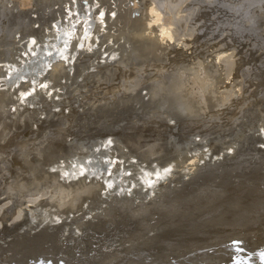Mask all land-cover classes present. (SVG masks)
I'll list each match as a JSON object with an SVG mask.
<instances>
[{
	"label": "bare ground",
	"instance_id": "1",
	"mask_svg": "<svg viewBox=\"0 0 264 264\" xmlns=\"http://www.w3.org/2000/svg\"><path fill=\"white\" fill-rule=\"evenodd\" d=\"M83 1H85L86 4L85 3L82 4L81 2H83ZM253 1L254 0H66V3H67L66 9L68 10V12L65 11L66 12L65 14L63 12L64 15L63 16L61 15V18L59 20L57 18L55 19V21L56 20H58V21H56L55 24L53 25V27H51L52 28L51 32L48 34V37H46L47 40L46 39H44L45 41L43 39H42V41L40 40L42 42V44H40V45H42V46H40L37 49V51H34V49L30 48V50H33V51L32 52L29 51L31 55H28V57H27L28 59H26V60L27 61L28 60L31 61V59H34L35 61L33 63L25 62L27 67L26 68L23 67L22 70H20V71H22V73H19L17 71L16 74H15V77H13L11 75V73H10V75L13 77L12 80L13 79L14 80H17V79L18 80H24V79H26V80L27 79H31L32 80L33 79L34 81H36L37 78L39 77L40 73H41V72L38 71V73L35 74L34 70L36 68H39L40 71H43L45 69V72H46V69L49 68V67L54 69V67L56 68V65L59 64V63H62V62H64V64L67 63L66 59H68L70 56L72 57L73 51L76 49V47L79 44L84 42V40H86V38L87 39L88 38L93 39V38H96V37H97V40H98V38H102V40H103V38H104V40H105V38L106 39L107 38H111L109 40H115L117 37H120V38L125 39V41H129L131 43V45L132 44L134 45V43H133V41H134V42L137 43V45L139 44V46L142 49H144L146 52H148L150 55L156 56L157 57V59H156L157 62L150 63L148 68H147V66H145L146 69H147V70H145L147 72V77H149L150 75H151L150 77H152V75L154 76L155 74H158L159 71H162V70L165 69L166 65L171 70L173 66L171 68L169 67L168 64H169L170 61L174 62L175 65L176 64L179 65L178 68H177L179 70H182V69L185 70V66H186V67H189V68H187L189 70L190 69H194V68L195 69L198 68L197 72H199V70L201 69V71L203 73H201V72L200 73L203 74V75L204 74H209V73L212 74L213 71H215V70L217 71V69H219V68H217L215 66L216 62H215V64L213 63L214 60H213L212 57H214L215 59L217 58V61H218L217 63H220V64H217V66L218 65H222V64L223 65L226 64L228 67H230L226 71L228 73L229 70L233 71V69H234L233 68L234 67V61L237 62L236 59L238 57V56L237 57L235 56L236 55V49L240 48V47H237V45L233 46V45H231L229 43V41L232 40L231 37H235L232 32H235V30H239L240 31V29H236L235 28V27H237V26H235V24H236V22L239 23L240 22L239 19H241L242 17H243V19L247 20V23L243 24V25H248V22H251V20H253V22H254V19H256L255 14L253 13V10H249L250 9L249 7H253V5H254ZM262 1H264V0H262ZM8 3L11 4V6H12V7H10V9H13L14 11L16 10L20 14L19 16L25 15L23 17H26V15L29 16V14H31L33 12L34 5H35V0H7V1L6 0H0V12H2L5 8H7L6 4H8ZM51 4H52V2H51ZM256 5H258L257 2H256ZM25 8H27V9L25 10ZM258 8H259V6H258ZM54 9H56V8H54ZM251 9H254V8H251ZM37 10H39V9L37 8ZM258 10L259 9H257V11ZM263 12L264 11H262L261 13H263ZM134 13H136V16L132 15ZM6 16H8V15H6ZM17 18H19V17H17ZM49 19H51V18H49ZM259 19H260V17H259ZM32 20H33V18H32ZM51 20H53V18ZM30 21L27 24L28 26L31 24ZM45 21L47 22V19L43 20L41 22V24L44 23ZM36 22H38V21H36ZM255 23H257V20L255 21ZM35 24L33 23V25H35ZM38 24H40V21H39ZM39 26L40 25H38L37 27H39ZM257 26H256V28H257ZM37 27H36L37 30H40V31L43 30L44 31V29H38ZM46 27H47V25H46ZM39 28H41V27H39ZM245 30H248V28H246ZM34 31H35V29H34ZM34 31L32 32L31 37H32V35H34L33 34ZM39 33H38V35H39ZM6 36H7V33H6ZM45 36H47V35H45ZM228 37H230V39ZM34 38L35 37H33L32 39L30 38L31 39L30 41L32 42ZM42 38H44V37H42ZM123 39H121V41H123ZM37 41H39V40H37ZM86 42H84V43H86ZM91 42L94 43L93 40ZM99 42H100V44L102 43L101 40ZM118 43H120V42L118 41ZM126 43H128V42H126ZM88 45L90 46L91 44H88ZM88 45H87V47L89 48ZM84 46H85V44H84ZM105 46H106V44H105ZM128 46H130V45H128ZM139 46H137V47H139ZM31 47H33V46H31ZM91 47H93V46H91ZM133 47H135V46H133ZM77 48L79 49V47H77ZM131 48L132 47H130V49ZM118 49H119V47H118ZM93 50H91V51L93 52ZM227 51L231 52V54L229 56H230V58L232 57L233 59L229 60V56L225 57V59H224L223 53L227 52ZM106 52H107V50H106ZM115 52H113V53H115ZM128 52H130V51H128ZM188 52H189V54H188ZM234 52H235V54H234ZM86 53H87V51H86ZM109 53L110 54L107 55L108 57L113 54V53L111 54L110 50H109ZM133 53L135 54V55L133 54V56L137 57V54L135 52H133ZM207 53L210 54V55H208ZM128 54H130V53H128ZM162 54L164 56H167V59L165 60V62L167 64H165V62L162 61L163 59H160L159 61H162L164 65L163 64H161V65L158 64V62H159L158 61V59H159L158 57L162 58V56H160ZM87 55H90V54L87 53L86 56ZM93 55H95V54H93ZM113 55L117 56V54H113ZM113 55L111 56V59L112 58L114 59L115 56H113ZM211 55H214V56H211ZM146 56H148V54H146ZM102 57H105V56L102 55ZM123 57H125V56H123ZM207 57H210L213 60V62H212V60L208 61V62H210V64L208 62H206L207 61ZM99 59L98 60L96 59L97 63H99L98 61H101V59L100 60ZM102 59L104 61V58H102ZM109 59H110V57H109ZM118 59L114 60V61H117V63H119V62L123 63V60L118 62ZM125 59H127V58H125ZM139 59H141V58H139ZM151 59H152V57H151ZM153 59H154V57H153ZM73 60H75V59H73ZM79 60H80V58H79ZM79 60H78V62H80ZM85 60H86V58H85ZM88 60H89V62L91 61L89 58H88ZM136 60H137V58H136ZM238 60L240 61L241 59L239 58ZM153 61H155V60H153ZM70 62H71V60H70ZM78 62H77V64H78ZM82 62H83V60H82ZM85 62L87 63V61H84L83 65L85 64ZM94 62H93V64H95L94 66H97L96 62L95 63ZM106 62L107 61H105L104 63H106ZM110 62H112V60H110ZM72 63H74V62H72ZM72 63H69L70 64L69 67L72 66L71 65ZM91 64H92V61H91ZM91 64H89V65H91ZM110 64L108 62L107 65H110ZM126 64H124V65L130 67V65L132 64V61L130 62V65H126ZM171 64L172 63H170V65ZM139 65H140V63H139ZM177 65H176V67H177ZM242 65H244V64L242 63ZM73 66H72V68H73ZM94 66H92V68ZM238 66H236V68H238ZM59 67H60V65H59ZM105 67H110V66H105ZM143 67H144V64H143ZM176 67H174V68H176ZM15 68H18V67L15 66ZM61 68H62V66H61ZM117 68L120 69V74H122V72L124 73V71H123L124 67H122L120 65V66H117ZM110 69H112V68H110ZM125 69L128 70V68H126V67H125ZM221 69H224V68H221ZM93 70L94 69H92V72H93ZM95 70H96V68H95ZM127 70H125L126 74H127ZM53 71H52V75L53 76L58 73L57 72V73L53 74L55 72V71L54 72ZM90 71H91V69H90ZM171 71H173V70H171ZM12 72H13V70H12ZM43 72L41 73V75L43 74ZM183 73H187V72L185 71ZM188 73H190V72H188ZM222 73H223V70H222ZM240 73H243V72H240ZM8 75H9V73H8ZM10 75H9V77L11 78ZM196 75H198V74H196ZM214 75H215V73H214ZM240 75H242V74H240ZM248 75H250V74H248ZM45 76H47V75H45ZM56 76H59V74L56 75ZM92 76L96 77L95 74L92 75ZM92 76H89V77L92 78ZM114 76H115V74H114ZM123 76H124V74H123ZM172 76H173V74H172ZM210 76H213V75H210ZM81 77H82V75H81ZM216 77H218V76H216ZM227 77H228V75H227ZM41 78H44V77H41ZM88 78H86L87 81H88ZM238 78L239 77L237 76V78H235V79H238ZM124 79H125V77H124ZM201 80H202V78H201ZM225 80H226V78H225ZM87 81H86V83H87ZM92 81H94V79H92ZM175 81L176 80L173 81L175 84H170V86L165 84L164 88L161 91L163 93L164 92L165 93L166 92L167 93L170 92V93L173 94V93H178V91H180V89H184L185 88V86H186L185 84L187 82L184 83V81H183V83H184L183 85H185V86H184V88H181V86H179L178 83H180V81H182V80L178 81L177 84H176ZM199 82H200V80H199ZM234 82H235V80H234ZM238 82H240V81H238ZM200 84H202V82H200ZM235 86H239V90L242 91L241 93H244L243 90H242L244 85H241V82L240 83L236 82L232 87L235 89ZM162 87H159V86H158V88L155 87V90L151 88L154 91V93H153V94H155L154 96L158 95L157 97H159V93L161 92V91H159V89L162 88ZM195 87H198V86L197 85L194 86V89H195ZM213 87H215V86L213 85ZM228 87L230 88L229 92L231 93V96H232V99L230 100L229 103L233 104L235 102L234 104H236V102H237V104H239L238 102H239V100L242 99L243 96L242 95L240 96L241 99H240V97H238V95L236 97V93H235L234 89L232 90L234 92H231V88H232L231 85L228 86ZM78 88H79V86H78ZM94 88H95V86H94ZM94 88H93V90H94ZM201 89L202 88H200V90ZM209 89H208V92H210ZM116 90H117V88H116ZM245 90H246V87H245L244 91ZM153 91H151V93L149 91V93L152 95ZM186 91H188V90L186 89ZM219 91H221V90H219ZM63 92H65V91H63ZM182 93H184V91ZM206 93H207V90H206ZM211 93H214V92H211ZM211 93L206 94L207 96H203V94H205V91L203 90L202 94H200V96L202 95L201 97H199V96L197 97L196 96L200 100V101H198V106L199 107L195 106L196 109L193 108V110L196 111L197 108L198 109L200 108L199 112L202 111V114L204 116H206V115L216 116V115H213L214 112H215V111L213 112V110L215 108L217 109V111L219 109H224L226 107L225 106L226 104L225 105H222L221 103L219 104V102H220V100H218L219 98L218 97H216L217 99L215 97L213 98ZM225 94H226V92H225ZM79 95L81 96V94H79ZM220 95H222V94H220ZM183 96H184V94H183ZM188 96L190 97V95H187V97ZM228 98H227V100H228ZM212 99L215 101V103L212 102ZM185 100H183V101H185ZM176 102H178L179 107L182 108V109L180 111V108H179V112H174L171 115V120L169 119V122L170 121H171L170 123L174 122V124L177 126L178 120H180V118H183V117H185V115H187L186 113L190 109L189 108L190 105L187 106L188 103L186 101L185 102L187 104L184 103L185 104L184 105L182 103V99H180V98ZM192 102L193 101H191V103ZM196 103H195V105H196ZM125 105H126V103H125ZM233 106H237V105H233ZM159 107H161V106H159ZM192 107H193V105H192ZM227 107H229V106H227ZM227 107H226V109H227ZM231 108H232V106L230 107L229 110H231ZM157 109H159V108H156V111H157ZM168 110H171V109H168ZM219 111H218V113H219ZM228 111L226 110L225 113L228 112ZM126 112H127V110H126ZM190 112H191V110H190ZM197 112L198 111H196V113ZM153 113H154V111H153ZM193 113H194V111H193ZM221 113H222V111H221ZM198 115H201V114H198ZM188 116H189V114H188ZM197 117H199V116H197ZM219 118H220V115H219ZM225 118H226V115H225ZM182 120H184V119H182ZM191 121H193V120H191ZM153 122H155V121H153ZM111 123L112 122H110V123L108 122L107 124H111ZM120 124L121 123H119V125ZM161 124H162L161 122H158L157 126H159V127L163 126ZM183 124H185V123H183ZM188 124H189V122H188ZM207 124L205 123L204 125L207 126ZM147 125H148V123H147ZM164 125H167V124H164ZM204 125H203V127H204ZM168 126H169V124H168ZM187 126H186V128H187ZM105 127H107V126H105ZM247 127L250 129L249 126H247ZM123 128H125V126ZM199 128H200V125H198V129ZM115 129H117V126H116ZM152 129H153V127H152ZM187 131H188V129H187ZM262 135H264V134H262ZM247 136H248V134H247ZM247 136H245V137H247ZM235 140H238V138L237 139L235 138ZM250 140H248V141H250ZM260 140H261V138H260ZM260 140H259V142H260ZM195 142H197V140ZM223 142H225V141H223ZM238 142H239V140H238ZM247 142L245 143L246 145H247ZM19 143H21V142H19ZM19 143L17 142L16 144H19ZM261 143H263V141ZM187 144L188 143H186V145ZM254 144H256V143H254ZM254 144L250 143V145H254ZM10 145L8 144V145H4L3 146V145L0 144V197L3 195L1 197L2 199H0V264H96L98 261H99V263H103V264H113V263H115L117 261H122L124 256L126 257V255L128 253H130V252L132 253V252H136V251H146L148 253V251L150 252V250H152V251L153 250H156V251L162 250L164 252H162V253L158 252L156 254L148 253V254L136 255V257H137L136 259H128L126 262L124 261L122 264H182L180 262V260L178 262H176V260H175L173 263L169 262V260L174 258V254H176V255L188 254L191 251L192 252L193 251H198V250H201V249L205 248V245H204V242H203L204 240L212 239V238L209 237L210 235H220V234H226V238L222 239V240H219L217 242L213 241L214 243H210V244L208 242L209 246H211L213 244H215V245L218 244L219 245L222 242L226 243V242H231V241L235 242L236 241L238 243V241L239 242L243 241V242H245L246 245L242 246V247L244 249H248L249 250L248 254L250 256L246 257V258H243L245 256L242 255L243 256L242 257L241 256L242 253L238 252V250L240 248L239 244L236 245V244H231L230 243L229 245H226V246L224 245L222 247H219L218 249H215L213 251V255H204L203 256L201 254L202 255V256L200 255L201 257L192 256V257H194L192 260H187L189 258H187V259L185 258V260H187L188 262L185 263L183 261V263L184 264H225V263L227 264V262L230 260V257L233 255L234 257L241 256L242 258L241 257L240 258H234V260H232L233 262L231 264H264V216H261L259 221L258 220L257 221L256 220L255 221H253V220L252 221H244L243 218H242V215H238V214H240L239 211H238L239 213L236 214V211L239 208H244L246 210H249V212H248V214H249L253 210L258 209L261 206H263V202L256 200L257 197H254V196H249L250 202L247 201V199H248L247 196L244 197L241 200L238 199L235 196L238 195L237 193L239 192V190H238L239 188L236 189L238 191L237 193H236V190H234V189L232 191H228L229 189H231V187L233 185H235V181L236 180H241L242 178L245 177V178H250L249 182L251 184H252V182L254 183V188H255V190L257 192H261L262 187L264 186V177H263V175H264V171H263L264 170V168H263L264 167V151L260 150V149H262V147L259 150L255 149L256 147H258L257 145L254 146V148H252V150H255L259 154H262V157H259V156L256 157V154H255L254 155L255 157L253 159L252 158L251 159L250 158H247V159L246 158H241V159H239L238 156H240V154H241V156H243V155H248L249 153L248 152H247V154L242 153L241 150H240L241 153L239 151H235L236 152L235 153L234 150L232 149L233 152H234V155H235L232 158L230 156H226L224 154H221L219 157L217 156L218 158H216V156L212 157L213 159L210 158L211 159V161L209 160L210 163L209 162L206 163L205 160H204L205 162H203V160L201 158V155H199L196 152L197 150L200 151V149H196V151H191V148H190L189 152H185V151H184L185 153L182 152L183 153L182 154L183 157H181V160L179 161L180 164H183L184 162L188 161L190 163L188 164L186 162L185 165L187 166V164H188V167L190 169H192L193 167L194 168L198 167V170H196L197 172L195 170H193L194 173H192V170H190L188 168H187V170L183 169L182 172H175V171H177V169H175L176 167L170 165L173 168L175 167L174 169L170 168L171 171L175 170V171H173L174 173L170 172V174L167 177L163 176L164 179L161 178L162 176H160L159 180H158V178L156 180L153 179L154 182H156L157 185L161 188V190H163L165 192V194L168 195V198H170L172 196H175V192L178 191L179 188H180L179 191H181L182 189L183 190L187 189V188L194 189L196 192L194 194L190 195V196L188 195V197H189L188 198V200H189L188 203H192V202L199 203L201 200H205L206 198L203 199V194H204L203 191L206 190V188L210 186V187H212V192H211L210 199L206 200L207 203L204 204L203 206L195 207L192 210H188L187 209V210L182 211V212H184V214H181V213H180L181 215L179 214L180 215L179 216L180 219L177 221L178 224H177V226L175 228L173 227L174 229L172 228L173 230L171 229L172 231H170V232L163 233L162 235L159 236L157 227H156L157 231H156V229L154 230L153 228L152 229L154 231H152V230H150L151 229L150 225H152V224L148 223L149 224L148 225V224L144 223L143 221H141L140 222V228L142 229L141 231H139L138 233H133V234L131 233V235L128 238L124 239V240L121 239V238H118V240H116L118 234L126 235V237H127L129 232L118 228L117 227L118 225H122L123 224L122 221L121 220L118 221V218L115 215L114 216H109V214H108L109 212L108 211H110L112 208L115 207V208H117V210H116V212L115 211L114 212L116 214H120V216H124V220H128V221L134 220L137 217L139 218L140 216H144L146 218V216H145L146 214L144 215V213H141L142 208H139L138 210L132 211V210H130V208L132 206H134V205L133 204H129L130 202L129 203L128 202L127 203L123 202V199L128 198V196L129 197L130 196H134V198L137 199V201L138 200L141 201V198H143L142 199L143 201H147V202L151 203L154 198L150 200L149 197H146V196H149V193H146L147 192V188L143 184V183L146 182V180L148 181V179H146L145 182L142 183V185L146 189H143V186L140 185L141 183L140 184L138 183V184L133 185L134 187L132 188L133 190H131V191H130L129 187H128L129 190L126 189L125 191H122V192L118 191L119 192L118 194H117V192L112 191V192H114L113 194H115V195L111 196L110 199L108 198L109 201L108 202L106 201V204L104 203L105 204L104 206H100L99 203H98V207H95V208H100L101 209V212L98 215L91 216L92 214L90 215L86 211H80V212H77V214H81L79 216L77 214L76 215L72 214L73 216L69 215L70 217H68V218H64L62 220H55L54 216H55L56 212L61 213L62 211L66 210V209L69 210L70 208H71V210H73L75 207L79 206V204H82V203L85 204L86 199H84L85 200L84 202H83V200L81 201L83 196L85 197L88 194V197H89V195H91L90 192H88V189L85 188V187H83V189L81 188L80 190L79 189L75 190V189H73L74 188L73 186H72L73 188L71 187V185L68 186V184L71 182V180L77 179L79 176L81 177V175H86L85 178L87 176H91L92 179L95 178V177L96 178H100V176H102L101 178L103 179V177L106 175V173L110 174L112 172V170L114 169V167L115 166L117 167L119 163L117 165H114V167L107 168L108 166L106 167V164L110 163L112 161V159L108 155L107 156L103 155L104 153L103 154L99 153L98 155L97 154L94 155V154H91V153L89 155L87 153H81V154H78V155L76 154L77 156L75 155L76 156L75 158H73L74 156L72 157V161H71V164H70L71 166H69L71 169L68 167L69 171H68L67 177H66V174H65V178L61 179L59 181L60 184H58V183H56V181H53V180L50 179L51 183L52 182L56 183V185L55 184L51 185V183H49V181H47L48 179L46 180V178H45L50 173L49 174L47 173L48 175L45 176V177L41 176L42 177L41 178V177H39L40 175L39 176L34 175L35 174L33 172L34 170H30L29 168L27 170V165L29 163V162H27L28 158H29L28 154L30 152H32V150L34 152V149L37 147V145L34 146V147L33 146H27V145L24 146L23 144H20L21 146L20 145L19 146L15 145V147L14 146H10ZM151 145L149 147V149H151L150 153H156L153 150H155L157 147L155 148L153 146L154 148L153 147L151 148ZM246 145H243V146L245 147ZM250 145H248V146H250ZM125 146H124V148H125ZM262 146H263V144H262ZM41 147H42V145H41ZM241 149H243V148H241ZM156 150H157V153H158V149H156ZM252 150H251V148L248 149V151H252ZM262 150H264V149H262ZM44 151H46V148H45V150H43V152ZM227 151H229V150H227ZM129 152H130V150H129ZM144 152H145V150H144ZM210 152H211V150H210ZM221 152L225 153L226 150L225 151L222 150ZM233 152H231L232 155H233ZM37 153H38V151H37ZM39 153H40V151H39ZM42 153H41V155H42ZM118 153H119V151H118ZM121 153H123V152H120V154ZM134 153H133V155H134ZM136 153H138V152L136 151ZM168 153L169 152H167V153L165 152L164 154L169 156ZM170 153H172V152H170ZM204 153H205V151H204ZM216 153H218V151H216ZM250 153H252V152H250ZM140 154L142 155V153H140ZM140 154H136V155H140ZM159 154H161V153H159ZM72 155H74V154H72ZM116 155L118 156V154H116ZM116 155H114L115 158L117 157ZM123 155L125 157V154H122V155H120L117 158H121V156H122V159L124 160ZM145 156H146V154H145ZM176 156L177 155H175V157ZM250 156H251V154H250ZM138 157H140V156H138ZM148 157L150 158V154H149ZM159 157H155V159L156 158L159 159ZM207 157H208V154H207ZM134 158H135V156H134ZM140 158H142V157H140ZM140 158H139V160H140ZM37 159H40V158H37ZM127 159L125 158V160H126L125 162H127ZM130 159L132 160L133 158H130ZM135 159H137V157ZM135 159L132 160V162L134 161V163H135ZM152 159H154V158H152ZM165 159L166 158H164V161H165ZM67 160H68V156H67ZM109 160H110V162H109ZM169 160H171V159H169ZM169 160H167L168 164L169 163L173 164V162H171V161L169 162ZM35 162H37V161H35ZM129 162H131V161H129ZM139 162H138V164H139ZM167 162H166V164H167ZM134 163L132 165H134ZM68 164H69V162H68ZM140 164H142V161L140 162ZM251 164H253V166H249ZM14 165H16V166H14ZM103 165H105V167H103ZM185 165H183V167ZM201 165H202V167L200 168ZM241 165H243V166L241 167ZM64 166L65 165H63L62 167H64ZM66 166H67V163H66ZM120 166L122 167L123 165L120 163ZM136 166L141 167L140 165H135V167ZM150 166L151 165H149L148 168H150ZM166 166H168V165H166ZM248 166H249L250 170L247 169V172L244 173L243 170L248 168ZM125 167H123V168H125ZM64 168H66V167H64ZM166 168H163V169L165 170ZM180 168H181V166H180ZM180 168H178V169H180ZM188 170H190V171H188ZM62 171H64V169ZM134 171H136V170H134ZM139 171L141 172V170H138V172ZM168 171H169V168H168ZM162 172L164 173L163 170H162ZM65 173H67V171H65ZM139 173L135 172V174H137V175ZM158 173L160 175L162 174L159 171H158ZM158 173H156V176L159 175ZM130 174H131V170H130ZM179 175H181V179H180L181 181H178V182H175V183L172 182L174 176H176L175 178L177 179L179 177ZM204 175H206L205 177L209 178L210 183L207 186H203L202 188H199L198 187V185H199L198 181L194 180L193 177L196 176V177H200V179H202ZM35 176L39 177L38 180L35 179ZM51 176H52V174H51ZM51 176L49 178H51ZM110 176L112 177L111 174H110ZM187 176H188V178H187ZM91 177H87V178L91 179ZM10 178H11V180H9ZM61 178H63V177H61ZM114 178L112 177L111 181L109 180L111 182L110 185L113 183L112 181H114ZM141 178L142 177H140L138 179L140 180ZM171 178H172V180H171ZM88 179L86 181H88V183H89ZM117 179H119V178H117ZM232 179H235V181H232ZM99 180L100 179H98V181ZM104 180H105V177H104ZM123 180H125V179H123ZM139 180H138V182H139ZM164 180L166 181V183L164 182ZM94 181H95V179H94ZM133 181L137 182V179H134ZM246 181H248V180L245 179V182ZM66 182H68V184ZM82 182H84V184H85L84 180H82L80 183H82ZM95 182H97V179H96ZM119 182L121 183L122 181H119ZM154 182L152 183L153 185H154ZM99 183L100 182H98L96 186H100V185H98ZM107 183H106L105 186L109 187L110 185H108ZM156 183H155V186H157ZM242 184H243V182H242ZM72 185H74V184H72ZM85 185L88 186L87 183ZM147 185H149V187H150V184L147 183ZM190 185H193V186L191 187ZM90 186H92V185H90ZM103 186L104 185L101 184V187H103ZM244 186L245 185H241L240 188H243ZM116 187H119V186L116 185ZM122 188H124V186ZM155 189H156V187H155ZM246 189H247V187H246ZM119 190H120V188H119ZM144 190H146V192H143ZM241 190H243V189H241ZM155 191H156L155 193H157V190H155ZM232 192H235L236 195L235 196L232 195L231 194ZM247 192H250V191H247ZM101 193H99V194L101 195ZM108 193H109V190H108ZM96 194H97V192H96ZM181 194H179V196L177 195V197L175 196V198H176L175 200H181ZM259 194H261V193H259ZM102 195H105V194L102 193ZM93 196H95V194H93ZM97 196H98V194H97ZM150 196H154V194H152ZM95 198H97V197H95ZM92 199H94V198H92ZM144 199H146V200H144ZM186 199H187V197H186ZM98 201H100V198H99ZM242 201H245V204L243 206L241 205ZM183 202H186V200H183ZM101 203H102V200H101ZM161 203L160 202H153L151 206L154 207V209L158 213L160 211L164 212V210H168L169 209V205L165 206L164 204H161ZM88 204H89V202L87 203V205ZM94 204L92 206H94ZM134 204H136V203H134ZM134 207L136 208L137 206H134ZM134 207H132V208H134ZM222 207H225V209L223 211L221 209V212H219L216 216H214L212 218H208V217L205 218V217H203L201 215L204 212H207V213L208 212H214V211L216 212L219 208H222ZM89 208H91V207L89 206ZM71 210H69V211L70 212H73V211L75 212V210H73V211H71ZM215 212H214V214H215ZM53 214H54V216H53ZM80 216H82V217H80ZM117 216L119 217V215H117ZM150 219H152V217ZM66 220L69 221V223L72 222V223H70L72 225L68 226L69 224H67ZM85 220H89V222L86 223ZM103 220L107 221V225H102V226L98 225V223H100V221L102 222ZM133 223H134V221H133ZM255 223H258L259 225H261V226H259L260 228H258V230L254 229V228L251 229V227H249L250 225H253ZM71 226H72V228H71ZM108 226H113V228H111V229L114 230V234H109V233H107L105 231V229ZM68 227H70V228H68ZM121 227H125V225H122ZM211 227H215V228H213L211 230ZM64 228L67 229V231L65 230V233L63 232L64 230H62ZM87 230H92L94 233L101 234V237L96 238L93 235H89V237H88V234H87L84 237L82 236L83 238L81 237L79 239H76V237L81 236L80 234L84 233ZM70 232H77V233L74 235L73 238L72 237L65 238V237H67L68 234H70ZM258 232H260V235L262 236V241H256V242L252 241L251 238L256 236V235H258L259 234ZM82 235H84V234H82ZM204 237H207V238L204 239ZM63 238H64V240H63ZM114 243L123 244V245L125 244L126 245L125 253L121 254V255H119V254L117 255V254L113 253L114 255L111 257V259H109V261L105 260V262H102V261L96 259V255H100V256L105 255V253L101 252V247L102 246H104V247L108 246V245L113 246ZM81 245H82V247H81ZM16 248H19V249L15 251ZM193 248H196V249L193 250ZM91 252H93L94 254H89ZM200 252H203V251H200ZM206 253H208V252L206 251ZM57 255H58V257H56ZM245 255H247V254H245ZM61 256H70V259L67 260V259H65V257H61ZM178 257L180 258L181 256H178ZM251 257H253V258H251ZM182 260H184V259L182 258ZM229 262H231V261H229Z\"/></svg>",
	"mask_w": 264,
	"mask_h": 264
},
{
	"label": "rangeland",
	"instance_id": "2",
	"mask_svg": "<svg viewBox=\"0 0 264 264\" xmlns=\"http://www.w3.org/2000/svg\"><path fill=\"white\" fill-rule=\"evenodd\" d=\"M51 2H52V4H51ZM253 2H254V5H253V7H249L250 8L249 10H253V13L255 14L256 19H254V22H253V20H251V22H248V25H243V24L247 23L246 19H243V17L241 19H239L240 22L239 23L236 22V24H235V26H237L238 28L237 27H235V28L236 29H240V31L239 30H235V32H232L235 37H231V39H232L231 41L232 42L229 41V43L231 45H233V46L237 45V47H240L239 49L237 48L238 50L236 49V55L235 56L236 57L240 56L239 58L241 59L239 61L238 60L239 58L237 57V59H236L237 62L234 61V67L233 68L236 71L233 69V71L229 70L228 73H227L226 71L230 67H228L226 64H224V65L222 64L223 66L222 65H218L217 66V64H220V63H217L218 62L217 58L215 59L214 57H212L213 60H214V62H213V60L210 57L214 56V55H211L210 57H207V61L206 60L205 61L208 62V61L212 60V62L214 64L216 62L215 66L217 68H219V69H217V71L216 70L213 71L212 74L209 73L210 75H213V76H210L209 74H204V75L201 74V73H203L201 71V69L199 70V72H197L198 68L197 69L194 68V69H190L189 70V69H187L189 67L185 66V70L184 69H182L183 71L179 70V69H177L179 65L176 64L177 65V67H176L174 62L170 61L168 65H169L170 68L173 66L172 69H171L173 71H171L168 68V66L166 65L164 70L159 71L158 74H155L154 76L152 75V77H150L151 76L150 75L149 76L150 78H149V77H147V72L145 71L147 69H146L145 66H147V68H148L150 63L157 62V60H156L157 57L156 56L150 55L148 52H146L144 49H142L139 46V44L137 45V43L134 42V41H133L134 45L133 44L132 45L135 46V47H133L129 41H125V39L120 38V37H117L115 40H109L111 38H107V39L105 38V40H104V38H103V40H102V38H98V40H97V37H96V38H93V39H91V38L87 39L86 38V40H84V42L87 41L86 43L82 42L81 44H79L77 46V47H79V49L76 47V49L72 53V57L70 56L68 59H66L67 63H65V64H64V62L59 63V64L56 65V68L54 67V69L49 67V68L46 69V72H45V69L43 70L44 71L43 72V71H40L39 68H36L34 70V73L37 74L38 71L41 72V73L43 72V74H42L43 76L40 73L39 77L40 78L44 77V78H41V79L38 77L36 81H34L33 79L32 80L31 79H27V80L26 79H24V80H18V79L14 80L13 79L12 80V78L15 77V74H16L17 71L19 73H22V71H20V70H22L23 67L24 68L27 67L25 62L33 63L35 61L34 59H31V61L30 60H28V61L26 60V59H28L27 58L28 55H31L29 51H31V52L33 51V50H30V48L34 49V51H37V49L40 46H42V45H40V44H42V42H41L42 39L43 40L44 39L47 40L46 37H48V34L51 32V29H52L51 27H53L55 22L58 21L61 18V15L63 16L66 12H68V10L66 9V6H67L66 0H35V5H34V9L35 10L33 9V12L31 14H29V16L26 15L27 18L23 17L25 15L19 16L20 14L16 10L14 11L13 9H10V7H12L11 4H9V3L6 4L7 8H5L2 12H0V62L2 63V64L0 63V144L3 145V146L11 144L10 146H14V147H15V145L19 146L20 144H23L24 146L27 145V146H33V147L37 145V147L35 149L32 147L34 149V152L32 150V152H30L28 154L29 158H28L27 162H29V163L27 165V170H28V168L30 170H34L33 171L35 173L34 175H37V176L40 175L39 177H41V176L45 177V176H47L50 173L47 177H45L46 180L48 179L47 181H49V183H51V180H53V181H56V183L60 184L59 181L61 179L65 178V174H66V177L68 175V171H69V168H70L69 166H71L70 164H71V161H72V157L74 156L73 158H75L78 154H81V153H87L88 155L90 153L94 154V155L95 154L98 155L99 153H101V154L104 153L103 155H106V156L108 155L112 159V161L110 162V160H111L110 159L109 160L110 163L106 164V167L108 166L107 168L114 167V165H117L119 163L118 164L119 167L115 166L114 169H113L114 171L112 170V172L110 173L113 178L115 177L114 181H112L113 185L112 184L110 185V183H111L110 181H111L112 177L108 173H106V175L104 176L105 180H104V177H103V179L101 178L102 176H100V178H96L95 177L93 179H92L91 176H87V177H91V179H88L86 177L89 180L90 184L88 183V181H86L87 180L85 178L86 175H81V177L79 176L78 178L76 177L77 179L71 180V182L69 184H68V182H66L68 184V186H70V185H71V187L73 186L74 188L73 187L72 188L75 189V190L76 189L80 190L81 188L83 189V187L87 188L88 192H90L91 195H89V197H88V194L87 195L85 194L86 196L85 197L83 196L81 201L83 200V202H84L85 201L84 199H86V202L87 203L89 202V204L87 205L86 202H85V204L84 203L79 204V206H77V207H75L73 209V210H75V212L73 210H71V208L69 210H71L73 212H70L67 209H66L67 211L64 210L61 213L56 212L55 216L53 214V216L55 217V220H62L64 218H68V217H70L69 215H72V214L76 215L77 212H80V211H86L90 215L92 214L91 216L98 215L101 212L100 208H95V207H98V203H99L100 206H104L106 204V201L108 202L109 199L111 198V196L115 195V194H113L114 192H117V194H118L120 191L122 192V191H125L126 189L129 190V188H130V191H131V190H133L132 189L134 187L133 185L138 184V183L139 184L141 183L140 185H142V183L145 182L146 179H148V181L146 180V182L143 183L144 186L147 188V192H146V190H144L143 192L149 193V196H146V197H149L150 200L153 199V198L155 200L153 199V201L150 203V202H147V201H143L142 200L143 198H141V201L138 200L139 201L138 202L137 199L134 198V196H130V197L128 196V198L123 199V202H125V203H127V202L129 203L130 202L129 204H133L134 206H137L136 208L134 206H132V207H134V208H132V207L130 208V210H132V211H135V210H138L139 208H142L141 213H144V215L146 214L145 215L146 218L144 216H140L139 218L137 217V218H135L134 220H131V221L124 220V216H120V214H116L115 213L116 210H117V208H115V207L112 208L110 211H108L109 212L108 214H109V216H114L115 215L118 218V221L121 220L122 223H123L122 225H125V227H121L122 225H118L117 226L118 228L129 232L127 237H126V235L118 234L116 240H118V238H121V239L124 240V239L128 238L131 235V233L133 234V233H138L139 231H141L142 230L140 228V222L141 221H143L146 224H148V223L152 224V225H150V228H151L150 230H152V231H154L156 229V227H157L158 235L160 236L163 233L172 231L177 226V224H178L177 221L180 219L179 216L181 214H184V212H182V211L187 210V209L188 210H192L195 207L203 206L204 204L207 203L206 200L210 199V196H211L212 187L209 186V187L206 188V190L203 191L204 192L203 199L206 198L205 200H201L199 203H195V202L188 203V201H189L188 200V198H189L188 195L190 196V195L194 194L196 191L194 189H191V188H187V189H184V190L182 189L181 191H179V189H180L179 188L178 191L175 192V196L177 197V195L179 196V194L182 193L181 194V200H175L176 199L175 196H172V197L168 198V195L165 194V192L163 190H161V188L157 185L156 182H154V180H156L157 178L159 180L160 176H162L161 178L164 179V177L165 176L167 177L170 174V172L174 173L173 171H175V170L171 171L170 168L174 169L176 167L175 169H177V171H175V172H182L183 169L187 170V168L190 169L188 167V164L190 162L186 161L188 163L187 166L185 165L186 162H184L183 164H180V162H179L181 160V157H183V155H182L183 153L189 152L190 148H191V151H196V149H200V151L197 150L196 152L199 155H201V158H202L203 162L206 161V163L209 162V160L211 161V159H213L212 157L216 156V158H218L221 154H224L226 156H230L232 158L233 156H235L234 155L235 151H239L240 153L242 151V153H245V154H247V152L249 153L248 155H243V156H241V154H240V156H238L239 159H241V158H246V159L247 158H250V159L252 158L253 159L255 157L254 156L255 154H256V157H258V156L262 157V154H259L255 150H252V148H254V146L257 145L258 147H256L255 149L259 150L261 147H262V149H264V138H263L264 135H262V134H264V19H263L264 18V12L261 13L262 11H264V9H263L264 8V1H262V0H254ZM256 2H257L258 5H256ZM81 3L82 4H84V3L86 4L85 1H83ZM258 6H259V8H258ZM37 8L39 10H37ZM54 8H56L57 10L54 9ZM251 8H254L255 10L251 9ZM26 9L27 8H25V10ZM257 9H259V10L257 11ZM63 12H64V14H63ZM5 14L8 15V16H6ZM132 15L136 16V13H134ZM17 17H19V18H17ZM259 17H260V19H259ZM32 18H33V20H32ZM49 18H51V19L53 18V20H51ZM56 18L58 20L55 21ZM42 19L43 20L47 19V22L45 21L46 23L45 22L42 23L43 25L41 24V22L43 21ZM28 20L29 21L31 20L30 21L31 24L29 23L30 24L29 26L27 25L28 22H29ZM256 20H257V23H255ZM36 21H38V22H36ZM39 21H40V24H38ZM33 23L34 24L36 23V24L33 25ZM45 24L47 25V27H46ZM38 25H40L39 27H41V28L37 27ZM256 26H257V28H256ZM36 27L38 29H44V31L41 30L42 31L41 32L40 30H37ZM245 27L248 28V30H245L246 29ZM34 29H35V31H34ZM33 31H34V33H33L34 35H32V37H31V34H32ZM6 33H7V36H6ZM38 33H39V35H38ZM45 35H47V36H45ZM33 37H35V38L31 42L30 40ZM42 37H44V38H42ZM228 38L230 39V37H228ZM121 39H123V41H121ZM37 40H39V41H37ZM90 40L91 41L93 40L94 43H92ZM100 40L102 42L101 44L99 42ZM118 41L121 44L118 43ZM126 42H128V43H126ZM104 43L106 44V46H105ZM84 44H85V46H84ZM88 44H91V45L89 46ZM127 44L130 45V46H128ZM87 45L89 46V48L87 47ZM31 46H33V47H31ZM91 46H93V47H91ZM137 46H139V47H137ZM118 47H119V49H118ZM130 47H132V48L130 49ZM90 49L91 50L94 49L93 52ZM85 50L87 51L88 54H90V55H87L88 57L86 56L87 53H86ZM106 50H107V52H106ZM109 50H110L111 54L116 51L113 54H117V56L112 54L113 56H115L114 59L113 58L111 59L112 55L109 56L110 59L107 56V55L110 54ZM128 51H130V52H128ZM133 52H135L137 54V57L133 56V54H134ZM128 53H130V54H128ZM93 54H95V55H93ZM146 54H148V56H146ZM188 54H189V52H188ZM230 54H231L230 51L224 52L223 53L224 59H225V57H228ZM234 54H235V52H234ZM102 55L105 56V57H102ZM208 55H210V54H208ZM123 56H125V57H123ZM160 56H162V58L158 57L159 58L158 61L160 59H163L162 61L165 62V60L167 59V56H164L163 54L160 55ZM151 57H152V59H151ZM153 57H154V59H153ZM79 58H80V60H79ZM85 58H86V60H85ZM88 58L92 61V64H91V61L89 62ZM99 58L101 59V61H98L99 63H97V60ZM102 58H104V61H103ZM125 58H127V59H125ZM136 58H137V60H136ZM139 58H141V59H139ZM73 59H75V60H73ZM117 59H118V62L123 60L124 64L127 63L126 65H130L131 61H132V64L130 65V67L129 66H125L123 63H120V62L117 63V61H114V60H117ZM231 59H233V58L232 57L230 58V56H229V60H231ZM70 60H71V62H70ZM78 60L80 62H78ZM82 60H83V62L87 61V63L85 62V64L83 65ZM110 60H112V62H110ZM126 60L127 61L129 60V61L127 62ZM153 60H155V61H153ZM94 61L96 62L97 66H94L95 65V64H93ZM105 61H107L106 62L107 64H108V62H109V64L110 63L111 64L107 65L106 63H104ZM162 61H159L158 64H160V65L163 64ZM72 62H74V63H72ZM77 62H78V64H77ZM69 63H72L71 64L72 66L74 65L73 68H72V66L69 67L70 66ZM139 63H140V65H139ZM170 63H172V64L170 65ZM208 63L210 64V62H208ZM242 63L244 65H242ZM89 64H91V65H89ZM143 64H144L145 68L143 67ZM165 64H167V63L165 62ZM59 65H60V67H59ZM120 65L122 67H124L123 68L124 73L122 72V74H120V69L117 68V66H120ZM15 66L18 67V68H15ZM61 66H62V68H61ZM92 66H94L96 68V70H95L94 67L92 68ZM105 66H110V67H105ZM236 66H238V68H236ZM125 67L128 68V70L125 69ZM174 67H176V68H174ZM110 68H112V69H110ZM221 68H224V69H221ZM90 69H91V71H90ZM92 69H94L93 72H92ZM124 69L127 70V74H126V71ZM12 70H13V72H12ZM222 70H223L224 74L222 73ZM6 71L9 73V75L11 73V75L13 77L10 75L11 76V78H10ZM52 71L54 72L53 74H55L57 72L58 73L53 76L52 75ZM185 71L187 73H183ZM95 72L96 73L98 72L99 74L98 73L96 74ZM130 72L131 73L133 72L132 74L134 76ZM188 72H190V73H188ZM240 72H243V73H240ZM214 73H215V75H214ZM58 74H59V76H56ZM94 74L96 75V77L92 76ZM114 74H115V76H114ZM123 74H124V76H123ZM172 74H173V76H172ZM196 74H198V75H196ZM240 74H242V75H240ZM248 74H250V75H248ZM45 75H47V76H45ZM81 75H82V77H81ZM227 75H228V77H227ZM89 76H92V78L89 77ZM216 76H218V77H216ZM237 76L239 78L235 79V78H237ZM124 77H125V79L127 81L124 79ZM86 78H88V81H87ZM201 78H202V80H201ZM225 78H226V80H225ZM92 79H94V81L96 83L94 81H92ZM179 79L182 80V81H180ZM174 80H176L175 81L176 84L178 83V81H180V83H178V84H179V86H181V88H184V86L186 85L185 88L184 89H180V91H178V93H173V94L170 93V92L169 93H167V92L163 93L161 90L164 88L165 84L169 85V86H170V84H175L173 82ZM199 80H200V82H202V84H200ZM234 80H235V82H234ZM237 80L241 82V85H244L243 89H242L244 93H241L242 91L239 90V86H235V89L232 87L236 82L240 83ZM86 81H87V83H86ZM183 81H184V83H186V82L187 83L185 85H183L184 84ZM196 85L198 87H195V89H194V86H196ZM213 85L215 87H213ZM230 85L232 87L231 88V92L235 91L236 97H237V95H238V97H240L241 95L243 96L242 99L240 97L241 100H239V102H238L239 104H237V102H236V104H234L235 102L233 104L229 103L230 100L232 99L231 93L229 92L230 88L228 87ZM78 86H79V88H78ZM94 86H95V88H94ZM158 86L159 87L163 86L162 88L159 89V91L162 92V93L161 92L159 93V97H157L158 95L154 96L155 94H153L154 91L152 90V89L155 90V87L158 88ZM245 87H246V90L244 91ZM93 88H94V90H93ZM116 88H117V90H116ZM200 88H202L205 91V94H203V96H207L206 94L214 92V93H211L213 98L214 97L215 98L218 97L219 98L218 100H220L219 104L220 103L222 105L226 104L225 106L226 107L229 106V107H227V109H226V107L224 109H219L220 110V111L218 110L219 113H218L217 109L215 108L213 110V112L215 111L216 113L214 112L213 115H216V116H209V115L204 116L202 114V111L199 112L200 108L199 109L197 108L196 111H198L199 113L198 112L196 113V111L193 110V108L196 109L195 106L199 107L198 106V101H200V100L197 97L198 96L201 97L202 95L200 96V94H202V91H203L202 89L200 90ZM207 88L208 89L210 88L209 89L210 92H208ZM186 89L188 91H186ZM233 89H234V91H232ZM206 90H207V93H206ZM219 90H221V91H219ZM63 91H65V92H63ZM149 91H150V93H151V91H153L152 95L149 93ZM183 91H184V93H182ZM225 92H226V94H225ZM79 94H81V96ZM183 94H184V96H183ZM220 94H222V95H220ZM187 95H190L191 98L189 96L187 97ZM179 98L182 99V103L183 104L184 103L185 104L188 103L187 106L190 105V107H189L190 109L186 113L187 115H185L186 118L185 117L180 118V120H178V122H177L178 124L176 126L174 124V122H172L173 124L170 123L171 121L169 122V119L171 120V115L174 112H179V108L180 107L178 105V102H176V101L179 100ZM227 98H228V100H227ZM183 100H185L187 103L185 101H183ZM191 101H193V102L191 103ZM194 102L195 103L197 102L196 105H195ZM212 102L215 103V101L213 99H212ZM125 103H126V105H125ZM191 104L193 105V107H192ZM230 105L232 106L231 110H229L230 107H231ZM233 105H237V106H233ZM159 106H161V107H159ZM155 107L159 108V109H157L158 112L156 111ZM168 109H171V110H168ZM181 109L182 108H180V111H181ZM126 110H127V112H126ZM190 110H191V112H190ZM226 110L227 111L229 110L228 112H226L227 114L225 113ZM153 111H154L155 114L153 113ZM193 111H194V113H193ZM221 111H222V113H221ZM188 114H189V116H188ZM198 114H201V115H198ZM218 114L220 115V118H219ZM225 115H226V118H225ZM197 116H199V117H197ZM182 119H184V120H182ZM191 120H193V121H191ZM153 121H155V122H153ZM108 122L109 123L112 122L111 123L112 125L113 124L114 125L116 124V125L112 126L111 124H107ZM158 122H161L162 123L161 125H163L164 127L163 126H161V127L157 126ZM182 122L185 123V124H183ZM188 122H189V124H188ZM204 122L206 124L208 123L207 126L204 125L205 124ZM119 123H121L123 126L121 124L119 125ZM147 123H148V125H147ZM164 124H167V125H164ZM168 124H169V126H168ZM198 125H200L199 129H198ZM203 125H204V127H203ZM246 125L249 126L250 129ZM105 126H107V127H105ZM116 126H117V129H115ZM124 126H125V128H123ZM186 126H187V128H186ZM152 127H153V129H152ZM187 129H188V131H187ZM247 134H248V136H247ZM245 136H247V137H245ZM234 137L236 139L238 138L239 142H238V140H235ZM260 138L263 141V143H261L262 141L260 140ZM196 140H197V142H195ZM248 140H250V141H248ZM259 140H260V142H259ZM223 141H225V142H223ZM17 142L18 143L21 142V143L16 144ZM246 142H247V145L245 144ZM186 143H188V144L186 145ZM250 143H252V144L256 143V144L250 145ZM242 144L246 145V146L244 147ZM262 144H263V146H262ZM41 145H42V147H41ZM150 145H151V148L153 146L155 148L157 147L156 149H158V153H157L156 149L153 150L156 153H150V151H151V149H149ZM248 145H250L251 147L248 146ZM124 146H125V148H124ZM249 147L251 148L252 151H248V149H250ZM45 148H46V151L43 152V150H45ZM241 148H243V149H241ZM232 149L234 150V152H233ZM262 149H260V150L264 151ZM129 150H130V152H129ZM144 150H145V152H144ZM210 150H211V152H210ZM222 150L223 151L226 150V152L222 153L221 152ZM227 150H229V151H227ZM37 151H38V153L40 151V153L38 154ZM118 151H119V153H118ZM136 151L138 153H136ZM204 151H205V153H204ZM216 151H218L219 154L216 153ZM120 152H123V153L120 154ZM165 152L166 153L169 152L168 153L169 156L164 154ZM170 152H172V153H170ZM231 152H233V155H232ZM250 152H252V153H250ZM41 153H42V155H41ZM133 153H134V155H133ZM140 153H142V155ZM159 153H161V154H159ZM72 154H74V155H72ZM116 154H118V156ZM122 154H125V157L123 155L124 160L122 159V156H121V158H117V157H119ZM136 154H140V155H136ZM145 154H146V156H145ZM149 154H150V158L151 159L154 158V159L151 160L148 157ZM207 154H208V157H207ZM250 154H251V156H250ZM114 155H116L117 157L115 158ZM175 155H177V156L175 157ZM67 156H68V160L70 159L69 161L67 160ZM134 156H135V158L137 157V159H135ZM138 156H140L142 158H140ZM155 157H159L160 160L158 158L155 159ZM163 157L166 158V159L169 157L167 160L171 159V160H169V162L171 161V162H173V164L172 163L168 164L167 160L165 159V161H164ZM37 158H40V159H37ZM125 158L126 159L128 158L127 162H125L126 161ZM130 158H133L132 160L135 159V163H134V161L132 162V160ZM139 158H140V160H139ZM128 160L131 161L132 163L129 162ZM35 161H37V162H35ZM139 161L140 162L142 161V164H140ZM68 162H69V164H68ZM138 162H139V164H138ZM166 162H167V164H166ZM66 163H67V166H66ZM120 163L123 165L122 167L120 166ZM133 163H134V165H132ZM147 163L149 165H151L154 169L151 166H150V168H148L149 165ZM62 164L65 165L64 167H66V168L62 167L63 166ZM135 165H140L141 167H139V166L135 167ZM166 165H168L169 167L166 166ZM170 165L171 166H175V167L173 168ZM183 165H185V166L183 167ZM14 166H16V165H14ZM180 166H181V168H180ZM242 166L243 165H241V167ZM249 166H253V164H251ZM249 166H248V168L243 170L244 173L247 172V169L250 170ZM61 167L64 169V171H62L63 169ZM103 167H105V165H103ZM123 167H125V168H123ZM162 167L163 168L167 167V168L164 170ZM201 167H202V165L200 166V168ZM168 168H169V171H168ZM178 168H180V169H178ZM193 168L190 169V170H192V173H194L193 170H195V171L198 170V167L194 168V169ZM130 170H131V174H130ZM134 170H136V171H134ZM138 170H141V172L139 171L141 174L138 172ZM162 170L164 171V173L162 172ZM190 170H188V171H190ZM65 171H67V173H65ZM158 171L160 173H162L163 175L162 174L160 175L158 173ZM135 172L139 173V174L137 175V174H135ZM156 173H158L159 175L156 176ZM51 174H52L53 177L51 176ZM50 176H51V178H49ZM205 176L206 175L203 176L204 179L203 178L200 179V177H196V176L193 177L194 180L198 181V183H199L198 187L199 188H202L203 186H207L210 183L209 178H207ZM39 177L35 176V179L38 180ZM61 177H63V178H61ZM116 177L119 178V179H117ZM140 177H142L141 179L143 181L141 179H140L141 181L138 179ZM175 177L176 176H174V178L172 177L173 178L172 182L175 183V182L181 181L180 180L181 179V175H179V177L177 176L178 177L177 179ZM263 177H264V175H263ZM133 178L137 179V182L133 181L134 180ZM172 178H171V180H172ZM187 178H188V176H187ZM94 179H95V181L97 179V182H95ZM98 179H100V180L102 179L103 181L102 180L98 181ZM123 179H125V180H123ZM242 179H241L242 181L241 180H236L235 181V179H232V181H235V185H233L234 187L232 186L231 189H229V190L227 189V190L228 191H232L233 189L236 190L237 188H239L238 189L239 192L236 190V193L238 192L237 194L241 198L238 195L235 196L236 195L235 192H232L231 194L234 195L235 197H237L240 200L247 196L248 197L247 201H249V202H250L249 196L257 197L256 200L263 202V206H261L258 209L253 210L252 211L253 213L250 212L249 214H248L249 210H246L244 208H239L236 211V214H238L240 212V214H238V215H242V218H243L244 221H252V220L253 221H255V220L259 221L261 216H264V191H263L264 190V186L262 187L261 192H257L255 190V188H254V183L252 182V184H251L249 182L250 178H245L244 177ZM245 179L248 180V181L245 182ZM9 180H11V178ZM82 180H84L85 184L87 183L89 187L86 186L84 184V182L80 183ZM138 180H139V182H138ZM119 181H122V182L120 183ZM98 182H100L98 184L100 186H96ZM153 182H154V185L152 184ZM164 182L166 183L165 180H164ZM242 182H243V184H242ZM56 183L52 182L51 185L52 184L56 185ZM106 183L108 185H110V186L109 187L105 186ZM147 183L150 184V187H149V185H147ZM155 183H156L157 186H155ZM72 184H74V185H72ZM101 184H103L105 187L104 186L101 187ZM90 185H92V186H90ZM116 185H118L119 187H116ZM122 185L124 186V188H122L123 187ZM241 185H245V186L243 188H240ZM144 186H143V189H146V188H144ZM190 186L192 187L193 185H190ZM155 187H156V189H155ZM246 187H247V189H246ZM119 188H120V190H119ZM241 189H243V190H241ZM108 190H109V193H108ZM155 190H157V193H155L156 192ZM112 191H114V192H112ZM247 191H250V192H247ZM96 192H97L98 196H97ZM101 192L103 194H105V195H102ZM99 193H101V195ZM259 193H261V194H259ZM93 194H95V196H93ZM152 194H154V196H150ZM1 197H0V199H2ZM91 197L94 198V199H92ZM95 197H97L98 199L95 198ZM105 197L107 199L108 198L109 199L107 200ZM186 197H187V199H186ZM99 198H100V201H98ZM101 200H102L103 204L101 203ZM144 200H146V199H144ZM183 200H186V202H183ZM153 202H160V203L162 202L161 204H164L165 206L169 205V209L168 210H164V212L160 211L158 213L154 209V207L151 206ZM134 203H136L137 205L134 204ZM93 204H94V206H92ZM244 204H245V201H242L241 205L243 206ZM81 206L82 207L84 206V207L82 208ZM89 206L91 208H89ZM221 209L223 211L225 209V207L219 208L216 212L214 211L215 214H214V212H208V213L204 212L201 215L203 217H205V218L206 217L212 218V217L216 216L219 212H221ZM77 215L79 216L81 214H77ZM117 215H119V217ZM80 217H82V216H80ZM151 217H152V219H150ZM133 221H134V223H133ZM85 222L88 223L89 220H85ZM70 223H72V222H70ZM70 223H69V221H67V224H69L68 226L72 225ZM255 224L250 225L249 227H251V229L254 228V229L258 230V228H260L259 226H261V225H259L258 223H255ZM98 225H100V226L107 225V221H105V220H103L102 222L100 221V223H98ZM66 228L62 229V230H64L63 231L64 233H65V230L67 231ZM68 228H70V227H68ZM71 228H72V226H71ZM111 228H113V226H108L105 229V231L107 233H109V234H114V230H112ZM213 228H215V227H211V230ZM157 229H156V231H157ZM76 233L77 232H70L71 235L68 234L67 237H65V238H68V237H72L73 238ZM258 233H259L258 235H256V236L251 238L252 241H255V242L256 241H262V236L260 235V232H258ZM82 234H84V235H82ZM87 234H88V237H89V235H93L96 238L101 237V234L94 233L92 230H87L84 233H81L80 234L81 236L76 237V239H79L82 236L84 237ZM209 237L212 238V239L207 240L206 239L207 237H204V239H206V240L203 241L204 245H205V248H203L201 250H198V251H193V252L191 251L188 254H181V255L174 254V258L169 260V262L173 263L175 260H176V262H178L180 260V262L182 264H184L183 261L186 263V262H188L187 260H192L194 257H201L202 255L203 256L204 255H213V251L215 249H218L219 247H222L224 245L225 246L229 245L230 243L231 244H236V245L239 244L240 248H239L238 252L242 253L241 256L242 255L245 256V257L242 256L243 258H246V257L250 256L248 254L249 250L248 249H244L242 247V246L246 245L245 242H243V241H241V242L238 241V243L236 241L235 242L233 241L234 243L232 241L231 242H226V243L222 242L219 245L216 244L217 246L215 244L209 246L210 243H214L213 241L217 242L219 240L225 239L226 238V234L210 235ZM63 240H64V238H63ZM208 242H209V244H208ZM114 245L113 246L108 245V246H105V247L102 246L101 247V252L105 253V255H103V256L96 255V259L100 260L102 262H105V260L109 261V259H111V257L114 254L121 255V254L125 253V249H126V245L125 244L123 245V244L114 243ZM81 247H82V245H81ZM196 248H193V250H195ZM18 249L19 248H16L15 251L18 250ZM200 251H203V252H200ZM206 251L208 253H206ZM158 252L162 253L164 251H162V250H159V251L150 250V252L148 251V253H154V254H156ZM148 253L146 251H136V252H132V253L130 252V253H128L126 255V257L124 256L122 261H117V262H115L113 264H122L124 261L126 262L128 259H136L137 258L136 255L148 254ZM89 254H94V253L91 252ZM245 254H247L248 256L245 255ZM178 256H181V257L179 258ZM192 256H194V257H192ZM241 256L234 257L232 255L230 257V260H229L231 262L228 261L227 264H231L233 262L232 260H234V258H240ZM56 257H58V255ZM61 257H65V259H67V260L70 259V256H61ZM182 258L184 260H182ZM185 258L186 259L189 258V259L185 260ZM251 258H253V257H251ZM96 264H103V263H99V261H98Z\"/></svg>",
	"mask_w": 264,
	"mask_h": 264
}]
</instances>
